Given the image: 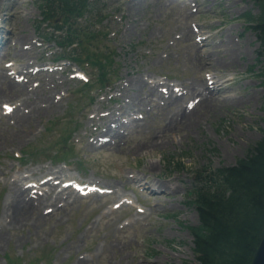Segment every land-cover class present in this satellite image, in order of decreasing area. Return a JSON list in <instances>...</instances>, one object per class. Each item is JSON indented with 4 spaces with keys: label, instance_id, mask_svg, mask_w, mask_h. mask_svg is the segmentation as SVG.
Segmentation results:
<instances>
[{
    "label": "rangeland",
    "instance_id": "374dc122",
    "mask_svg": "<svg viewBox=\"0 0 264 264\" xmlns=\"http://www.w3.org/2000/svg\"><path fill=\"white\" fill-rule=\"evenodd\" d=\"M26 1L29 14L22 10L25 8L22 0H0V12L5 10L4 15H0V26L7 31L13 26L14 33L10 36L8 31L5 41L11 40L14 47L0 54V219L12 178L23 179L27 175L23 184L34 182L33 179H37L30 170L42 166L64 170L65 182L74 178L77 182L72 186L83 194V185L91 180H95L104 192L79 193L77 200H73V196L67 198L69 204L62 200L58 205L47 203L42 210L48 217L38 221L14 222L10 213L12 221L0 223V264H8L7 253L13 260L21 259L12 264H37L38 257V264H78L81 260L85 261L82 264H185L194 260L192 233L188 228L198 223V214L190 203L193 170L235 163L264 133V76L257 62L259 43L245 19L248 13L258 14V7L253 0H134V4L131 0H91L90 8L97 21L85 14L78 22L90 26L84 30L86 34L99 30L89 41V49L94 52L103 49L109 53L104 65L109 80L106 85H100L95 80L96 68L88 63H85V70L71 61L51 63L54 57L63 54L58 43L47 42L50 33L60 35L50 26L57 22L41 23L37 29V22L42 19L37 1ZM103 16L106 19L99 24ZM189 30L192 38L188 36L186 40ZM3 33L1 30L0 35ZM102 33L107 35L105 40L99 36ZM223 38L233 42L229 65L218 60L227 57L225 53L216 54L215 45ZM25 45L29 56L18 57L17 48ZM108 64L111 65L106 70ZM38 65L46 68L41 75L31 72H36L33 67ZM23 66L30 76L29 86L50 91L56 103L36 116L31 126L25 124V127L17 126L10 114L3 116L9 111L4 103H9L10 109L19 104L17 99L4 96L11 86L3 82V76L22 82L24 73L16 72L15 79L16 76L9 72ZM52 67L54 69L50 70ZM80 69L91 82V89L84 92L80 89L84 81L72 74ZM49 75H54L52 82ZM218 77L230 80L226 81L224 93L215 94L216 98L221 101L234 97L241 101L224 104L218 101L217 107L202 109L197 115L199 121L196 120L191 128L181 126L177 133L168 132L171 141L167 145L136 152L128 148V142L124 145L118 142L100 145V140L98 144L88 143L96 126L103 123L97 115L101 109H116L128 101V97L122 99L123 92L139 93L146 89L144 84L148 82L158 85V90L165 95L171 90L180 94L190 82L198 84L204 80L211 85ZM90 95L94 96V102L88 99ZM183 95L185 107L192 102L191 98L197 97L188 89ZM130 102L125 103V109L134 112L132 116L142 121H139L140 127L130 129L126 139L160 136L164 130L160 128L161 118L176 110L174 105L165 104L166 101L159 103L147 99L140 105ZM31 106L29 102L24 111ZM94 115L95 120H91ZM121 120L126 121V118ZM76 123L78 127L72 133ZM16 134H20V138ZM64 143L65 160L55 159V149L63 147ZM24 150H36L38 154H24L25 158L19 159ZM73 156L78 159L71 158ZM149 163L155 167L148 168ZM122 172L128 176L150 174L148 180L153 181L148 182L154 187L164 178L172 177V183L179 184V188L169 194L160 187L157 191L162 189V193L157 197L156 193H148L149 190L140 191L142 182L128 177L120 179ZM159 173L167 176L160 178ZM67 184L62 182L74 190ZM28 186L33 193L39 183ZM156 200L160 204H156Z\"/></svg>",
    "mask_w": 264,
    "mask_h": 264
},
{
    "label": "bare ground",
    "instance_id": "6f19581e",
    "mask_svg": "<svg viewBox=\"0 0 264 264\" xmlns=\"http://www.w3.org/2000/svg\"><path fill=\"white\" fill-rule=\"evenodd\" d=\"M131 1L133 4L136 2L134 0H131ZM192 5L194 6L193 3L191 4V6ZM133 7H134V5H131L132 9H134ZM188 7H190V5ZM3 13H4V11H2V13L0 12V15H2ZM7 21H8V19H7ZM135 21H137V20H135ZM8 22L10 23V21H8ZM7 34H9L10 36H14L13 26L11 27V31H9ZM191 35H192V32L189 30L188 35H186V37H187L186 40H188V36L190 38H192ZM210 36H212V35H210ZM1 41L2 40H0V43H1ZM194 44H196V43H194ZM188 45L192 47L191 44H188ZM10 47H14V46L11 45V40H8V42H5L3 44V46L0 50L2 52L7 53V51H8L7 49ZM196 47H197V45H196ZM26 48H27V45H25L23 48L22 47L17 48V54H18L17 56L18 57L29 56L28 51L25 50ZM215 48L217 49L216 50L217 55L218 54L220 55V53L221 54L225 53L227 55V57H219V58L217 57L218 60L221 63H224L225 65H229L231 63V61H228V59H230L232 57V56H230V58H229V54H230V52H231V54L233 52L232 51V49H233L232 40L230 38L220 39L219 43L217 45H215ZM235 51H237V50L235 49ZM5 53H4V55H5ZM203 56H205V55H203ZM191 58H193V57H191ZM27 59H28V57H27ZM202 59H203V57H202ZM205 61H206V59H205ZM209 64H211V63H209ZM209 70H208V72H209ZM35 71L36 72H33V71H31V72L33 74L41 75L42 73H44L45 69H37ZM16 72L19 73V75L21 73H24L23 81L22 82H20L18 80L13 81L10 79V77H8L7 75L4 74L3 82L9 83L11 86V89L9 91H6L4 96L9 95L8 98L17 99V101H19L18 106L14 107L13 111L10 113V117L14 119L15 124L17 126H21V127L22 126L25 127L24 126L25 124L31 126L32 120L36 116L41 115L42 112H46L56 105V103L54 101L55 97L52 96V93L50 91H45V90L41 91V90H39V88L37 89L36 87L33 88V87L29 86L28 79H30V76L28 75V71L26 70L25 66L17 69ZM53 79H54V75H49V81L52 82ZM229 80L230 79H221L220 77H218L216 82L215 81L211 82V85L210 84L208 85L206 83V81L204 83L203 82L204 80L198 84H195L194 82H190L185 88H186V90L188 89V92L191 95H195V97L196 96L197 97L191 98V99H193V100H191L192 102L189 103L186 107L183 105V102H184V100H183L184 95L183 94L186 92L185 89H184L185 92L181 91L180 94H176L173 90H171V92L168 95H165L158 90V88H159L158 85H156V84L150 85L148 82H146L144 84V88H146V89L141 90V92L138 91L139 93L128 92V91H127V93L123 92L122 93V99L124 100L125 97H128V101H126V102H129L131 100L132 102H130V103H135V104L140 105L145 100L148 99V100H152L154 102H159V103L161 101L162 102L166 101L167 103H165V104H167L168 106L174 105L176 107L175 111H169L168 110L169 112L167 111L168 113H165L164 116L161 118V122L163 124L160 128H162V127L164 128L163 134H161L160 136H154L153 138H150V139H149V135L144 136L143 138H137L135 140L133 138H129V139L127 138L126 139V136H127L128 132L130 131V129L133 127H140L139 121H142V120H140V119L138 120V117L134 118L132 116V114L134 112L125 109V103H126L125 102V103H122L116 109H107L106 112H102V113L100 112L97 114V115H99V118L103 119V120H101V121H103V123L96 126L97 129L93 133L94 136L92 137L91 140L88 141V143L90 145H92L94 142L98 141L103 136H106V139H104V141H102L100 145L117 144V142L119 145H124L126 142H128V148L130 150H133L136 152L144 151V150L146 152H148L152 149H156V148H159L161 146L163 147L164 145H167L171 141L170 134L168 132L172 131L173 133H177V132L181 131V129H180L181 126H183V127L185 126L184 128H191V126L196 124V120L199 121V119L197 118V115L202 109H207L209 106H212V107L216 106L217 107V102L220 100H218L216 97H217V95H219L223 92V90L226 87V81H229ZM218 81H222V82H218ZM40 85H41V83H40ZM1 92H3V91H1ZM215 94H217V95H215ZM233 98L227 99L225 97L220 102H221V104H224L227 101H229L231 103L241 101L240 100L241 98H237V99L236 98L233 99ZM29 102L32 104V106L28 109L27 112H25L24 110L27 109V104ZM185 102H186V100H185ZM157 105H159V104H157ZM21 106L22 107L24 106L25 109L22 108ZM7 115H9V114H5L3 116H7ZM92 117L93 118H91V120H95L96 115H94ZM122 118H126V121L121 120ZM133 130H131V131H133ZM107 134H109V137L107 136ZM85 135H87V134H85ZM19 136H21V135L16 134V137H19ZM13 141H15V140H13ZM97 144H98V142H97ZM147 167L150 169H153L155 166L153 165V163H149V165H147ZM30 174L33 175L37 179V180L33 179L34 180L33 185H34V183H39V186L37 187L36 190L33 191V193L31 192L30 186L24 185L25 183L23 184L24 179L27 180V178L29 177L27 175H24L23 179L14 177V178H12V181L9 182L10 183V189H9V193H8L6 200H5L6 206L3 209V213H2L3 215H2V218L0 219V223L2 225H3V222H6L9 219H10V222L13 220L14 222L15 221H17V222L18 221H20V222L24 221V223L28 222L29 219H33L34 221H38V219L39 218L41 219V217H43V218L48 217V215L43 212V210H44L43 206L45 204L47 207V203L57 204L61 200L63 201L64 204H69L67 201L68 197L73 196V200L74 199L77 200L79 198V193L77 191L70 190L68 186L62 185V182L65 179L66 173H64V170H62L61 168H54L52 166H42L40 168H37L36 170L31 169ZM163 175L161 173H159L157 176L161 178ZM164 176H167V174ZM125 177H128L135 182H142V186L139 188L140 191L141 190L142 191H144V190L148 191L149 190L148 193H156L155 196H157V197H159L158 194L162 193V191H161L162 189L160 191H157L158 188H160V187L164 189V192H167L169 194H174L176 192V190L179 188V184H177L175 182L172 183V177L164 178L163 181H161L157 184V187L151 186V184L149 183V182L153 181L152 179L148 180L150 178V174H146L145 176H140L137 174L128 176L127 174L122 172V175L119 178L121 179V178H125ZM175 178L177 180H179V176L177 174L175 175ZM20 180L22 181V183L20 182ZM88 183H96V181L91 180V181H88ZM67 185H69V184H67ZM41 186H45V188L41 189L40 188ZM112 186H114V185H112ZM89 194H95V193L91 192ZM120 195H122V193ZM155 196H154V199H156ZM156 201H157L156 204H160V202L158 200H156ZM54 206L55 205H53V207ZM8 209L9 210L13 209V212L9 211ZM59 209H60V207H59ZM10 213H12V215H13V216L11 215L12 220H11V218H9ZM59 215H61V214H59ZM1 233L2 232L0 231V236L2 235ZM84 262L85 261L81 260V261H79L78 264H82Z\"/></svg>",
    "mask_w": 264,
    "mask_h": 264
},
{
    "label": "trees",
    "instance_id": "16d2710c",
    "mask_svg": "<svg viewBox=\"0 0 264 264\" xmlns=\"http://www.w3.org/2000/svg\"><path fill=\"white\" fill-rule=\"evenodd\" d=\"M253 2L259 13L245 17L259 43L257 62L264 76V0ZM49 5L44 20L52 21L56 12L61 23L53 27L65 31V47L75 43L80 48L84 28L78 29L76 21L88 8L87 0H57ZM82 48L88 59L98 60V67L103 68L101 54L93 53L87 44ZM193 175L190 203L198 223L188 227L194 260L185 264H250L264 232V133L235 163L202 166L195 168Z\"/></svg>",
    "mask_w": 264,
    "mask_h": 264
},
{
    "label": "water",
    "instance_id": "95a60500",
    "mask_svg": "<svg viewBox=\"0 0 264 264\" xmlns=\"http://www.w3.org/2000/svg\"><path fill=\"white\" fill-rule=\"evenodd\" d=\"M250 264H264V232L252 254Z\"/></svg>",
    "mask_w": 264,
    "mask_h": 264
}]
</instances>
